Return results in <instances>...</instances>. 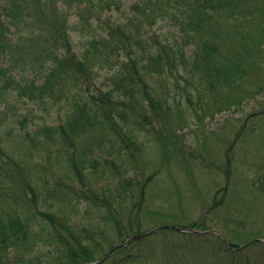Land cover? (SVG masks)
<instances>
[{
	"label": "rangeland",
	"instance_id": "rangeland-1",
	"mask_svg": "<svg viewBox=\"0 0 264 264\" xmlns=\"http://www.w3.org/2000/svg\"><path fill=\"white\" fill-rule=\"evenodd\" d=\"M136 1L82 0L83 8L78 11L77 0H51L68 16L72 50L79 56L87 41L105 36L111 25L125 21ZM3 2L0 0V10ZM217 3L216 12L207 8L210 11L207 17L215 16L211 29L206 30L204 36L215 39L217 47L226 56L237 58L236 55L241 53L244 65L253 70V65H256L255 70L259 71V74L255 71L251 74L248 85L243 82L241 87L244 88L237 90L250 97L239 105L233 103L220 111L214 105L216 101L223 102V96L237 91L219 90L221 85L214 89L204 85L207 92L202 94L201 90L205 88H196L198 80L194 75L188 76L185 82L180 79L178 83L181 86L174 83V78L165 81L158 77L154 87L163 90L161 92L165 95L162 96L171 105V112H164L163 116L137 117L129 110L127 120H123L115 111L114 115L124 131L121 127L114 130L109 124L96 120L80 138L78 135L71 141L55 144L36 139L22 144L21 137L26 138V131L34 132L45 124H65L68 112L76 103L110 90L112 81L109 79L117 69L115 58L103 64H89L87 75L90 78L77 89L68 82L58 85L55 93L42 99L24 97L16 101L13 99L18 95L16 91L8 94L0 89L1 121L7 125L2 142L10 140L4 147L14 158L3 154L8 157L4 162L0 157V175L17 160L21 165L18 173L31 181L36 191L33 193L24 186L21 191L16 189L13 182L18 169L15 164L16 171L9 178L0 176V182L4 184L5 196L12 207L27 215L36 230H41L42 225L45 227L41 231L43 237L46 235L49 239L51 224L40 220L41 224L38 223L37 208L61 215L86 243L99 241L101 247L97 253L101 257L113 242L116 218L125 227L133 223L134 229L140 221L143 231L161 225H187L207 210L218 187L228 192L227 209L238 219L245 220V229L251 231L264 226V90L256 91L260 95L257 97L249 95L256 88V83L264 82V0H221ZM34 13L40 15L41 11ZM170 17L150 25L146 36L174 38L179 26ZM198 42L187 46L188 56L193 55ZM66 52L67 47H63L62 54L66 55ZM62 77L72 81L64 74ZM184 86L188 88L187 93L183 91ZM123 98L129 101L128 96ZM138 99L145 108L149 107V101L143 94ZM168 108L165 106L166 110ZM242 125L243 132L236 138ZM128 126L134 127L138 143H124L129 146L120 148V153L119 135ZM83 157L87 161H83ZM96 158L99 163L92 167L88 159ZM228 158L233 163L232 182L224 173ZM73 159L83 168L81 177L73 171ZM54 190L56 193L53 194ZM223 190H219V196ZM202 193H208L207 198L202 199ZM217 216L218 212L208 217L210 226L223 225ZM229 226L236 229L240 225L230 220ZM125 227L124 234L131 232ZM148 237L158 244L155 242L145 249L147 253L155 251L156 256L148 255L133 264H264V242L248 244L236 253H218L214 250V246H218L215 238L206 240L204 244H189L195 241L159 228L128 243L144 240L135 248L142 244L148 246L151 244ZM166 243L173 249V245L179 247L172 252L162 251L160 245ZM45 246L34 252L39 259L27 264H60L65 259L58 246ZM114 263L108 258L100 264Z\"/></svg>",
	"mask_w": 264,
	"mask_h": 264
},
{
	"label": "trees",
	"instance_id": "trees-1",
	"mask_svg": "<svg viewBox=\"0 0 264 264\" xmlns=\"http://www.w3.org/2000/svg\"><path fill=\"white\" fill-rule=\"evenodd\" d=\"M3 1L0 10V89L8 94L16 91L18 95L13 98L16 101H21L24 97L42 99L48 94L55 93L58 85H66L68 82L71 83L72 88L77 89L90 78V75H87L89 64H103L115 58L114 65L117 66L109 79L112 81L110 90L101 91L99 95H93L89 100H86L85 96L80 93L84 100L76 103L75 107L68 112L65 124L51 126L45 124L37 127L34 132L28 130L24 134L26 138L21 137L22 144L36 139L40 141L45 139L55 144L71 141L78 135L80 138L86 129L94 126L96 120L99 123L109 124V127L114 130L121 127L124 131L123 125L114 115L115 111L123 120H127L129 110H132L137 117H146L151 114L157 117L163 116L164 112H171V105H168L166 97L162 96L165 95L161 92L163 90H157L154 87L158 77L165 81L174 78V83L181 86L182 84L178 83L180 79L185 82L188 76L194 75L198 80L196 88H205L207 85L211 87L210 89H214L221 85L219 90L227 89L232 92L244 88L241 87L243 82L248 85L249 78L254 71L259 74V71L255 70L256 65H253L254 70L244 65L245 59L241 53L236 55L237 58L233 55L226 56V53L223 54L220 47H217L215 39L204 36L205 31L211 29L213 16H215L210 14L211 17H207V13L210 12L207 8L216 12V3L219 0H138L131 5L130 13L125 21L111 25L105 36L95 37L88 42L82 58L71 51L68 16L57 4L52 3L51 0ZM83 2L77 0L78 11L83 8ZM220 2L221 0L218 3ZM35 11H41V14L35 15ZM40 16H43V19H39ZM168 16H172L170 18L178 24L179 34L177 33L172 39L167 35L164 38L156 35L148 38L146 36L147 25L165 20ZM180 39L183 40L180 41ZM197 41L199 42L196 43L192 61L186 54V47ZM63 47H67L66 55L62 54ZM243 48L248 49L245 46ZM3 62H7L8 65H4ZM63 74L72 81L64 80ZM38 79L41 80L40 83H37ZM256 88L251 92L254 95L249 93L250 96H260L256 91L264 90V82L260 85L256 83ZM183 91L187 93L188 88L184 86ZM201 92L202 94L207 92L206 88ZM142 94L149 101L147 108L138 99ZM124 95L128 96V102L123 98ZM246 98L250 97L238 91L235 94L234 91L223 96L225 99L223 102L216 101L214 105L221 111L233 103L241 104ZM6 102H8L7 98ZM165 106L169 107L168 110ZM262 114L264 115L263 111ZM2 117L3 112L0 108V157L7 162L8 157L14 158L4 147L10 140L6 139L4 143L2 142V136L7 130L5 121H1ZM25 120L27 117L22 120V123ZM243 129L242 125L236 138L242 134ZM35 136H43V138H35ZM119 139V152L120 148L129 146L124 143H138L136 131L130 126L119 135ZM88 160L92 167L99 163L97 158ZM83 161L87 159L83 157ZM231 164L233 165L229 162V177L232 182ZM71 165L73 171L81 177L83 168L74 159ZM20 167L21 165L15 160L11 168H7L0 176L9 178L12 172L16 171V181L13 182L16 189L21 191V187L24 186L34 193L36 190L32 182L18 173ZM220 189L223 190V187H218L213 192V209L209 215H203L191 222L189 226L208 230L213 227L208 224V217L218 212L217 217L222 220L223 225L217 228L227 238L228 245L213 232H181L167 228L163 231L188 236L189 240L195 241L189 244L196 242L204 244L206 240L215 238L218 246H214V250L218 253L239 252L240 245L254 237L264 236L263 226L251 231L247 230L244 228L247 226L245 220L238 219L228 211V192L223 190V194L219 196ZM23 192L26 195L29 194L27 191ZM54 193H56L55 190ZM5 194L4 184L0 182V264L35 263V260L39 259L38 255L34 254L36 249L49 244L58 246L64 252L65 259L60 264H88L99 257L97 253L98 248L101 247L99 241L86 243L61 215L54 211H42L37 208L38 223L46 221L51 224L49 239L46 235L43 237L41 231L45 227L42 225L41 230H36L35 224L30 221L29 217L14 209ZM32 202L36 203L34 200ZM230 220L239 222L240 226L236 229L230 228ZM113 225L115 234L113 242L108 246L111 249L108 258L114 260V264H133L146 259L148 255L156 256L155 251L147 253L148 250L145 249L155 244L156 241L151 237H148L151 242L148 246L142 244L135 248L137 244L144 241L142 240L113 248L115 243H122L131 233L142 232L140 221L136 224L137 229H134L133 223L125 227L117 218ZM123 227L131 229V232L124 234ZM160 246L162 251L166 252H172L179 247V245H173V249L168 243Z\"/></svg>",
	"mask_w": 264,
	"mask_h": 264
},
{
	"label": "water",
	"instance_id": "water-1",
	"mask_svg": "<svg viewBox=\"0 0 264 264\" xmlns=\"http://www.w3.org/2000/svg\"><path fill=\"white\" fill-rule=\"evenodd\" d=\"M171 227H175V226H171ZM175 228H177V227H175ZM155 230V229H154ZM182 230H187V229H182ZM153 231V230H152ZM214 231H216V230H214ZM151 232V231H150ZM140 236H142V235H134V236H132V237H130L128 240H130V239H135V238H138V237H140ZM127 240V241H128ZM107 257V255L105 256V257H103L101 260H98V261H94V262H92V264H98L100 261H102V260H104L105 258Z\"/></svg>",
	"mask_w": 264,
	"mask_h": 264
},
{
	"label": "bare ground",
	"instance_id": "bare-ground-1",
	"mask_svg": "<svg viewBox=\"0 0 264 264\" xmlns=\"http://www.w3.org/2000/svg\"><path fill=\"white\" fill-rule=\"evenodd\" d=\"M264 227V226H263Z\"/></svg>",
	"mask_w": 264,
	"mask_h": 264
}]
</instances>
